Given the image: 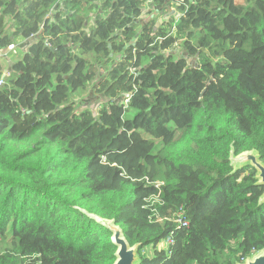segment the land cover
<instances>
[{"label": "trees", "instance_id": "trees-1", "mask_svg": "<svg viewBox=\"0 0 264 264\" xmlns=\"http://www.w3.org/2000/svg\"><path fill=\"white\" fill-rule=\"evenodd\" d=\"M1 60L0 264L264 250V0H0Z\"/></svg>", "mask_w": 264, "mask_h": 264}, {"label": "water", "instance_id": "water-1", "mask_svg": "<svg viewBox=\"0 0 264 264\" xmlns=\"http://www.w3.org/2000/svg\"><path fill=\"white\" fill-rule=\"evenodd\" d=\"M231 164L234 170L251 166L257 171L256 179L260 185L264 186V164L256 151L245 152L236 156L231 153ZM264 204V196L260 200V205ZM99 224L104 226L112 234V244L118 249L115 254L116 261L114 264H140L138 251L139 246L131 247L124 236L122 228L113 220L103 219L94 214H88ZM243 264H264V250L248 258Z\"/></svg>", "mask_w": 264, "mask_h": 264}, {"label": "rangeland", "instance_id": "rangeland-1", "mask_svg": "<svg viewBox=\"0 0 264 264\" xmlns=\"http://www.w3.org/2000/svg\"><path fill=\"white\" fill-rule=\"evenodd\" d=\"M247 0H238V2H246ZM174 14V13H173ZM157 16H155V18H156ZM156 21H157V26L159 27L160 25H161V22H160V18H156ZM173 51H175V53L177 54V55H181L182 54V51H181V47L180 46H175L174 48H173ZM12 53H15L14 55H9V58L11 59V61L10 62H14V61H16V58H21V54H20V52L19 51H16V49L12 52ZM0 64L1 65H3V67H6L7 68V66L5 65V61L4 60H1L0 61ZM92 87V86H91ZM92 89V88H91ZM92 91H94V89H92L91 90V93H92ZM91 96H92V94H91ZM99 101H100V99H99V95H96L94 98H93V100H91V105L92 106H94V107H97L98 106V103H99ZM76 103H77V107H82V104H81V102L79 101V100H76Z\"/></svg>", "mask_w": 264, "mask_h": 264}, {"label": "built area", "instance_id": "built-area-1", "mask_svg": "<svg viewBox=\"0 0 264 264\" xmlns=\"http://www.w3.org/2000/svg\"><path fill=\"white\" fill-rule=\"evenodd\" d=\"M180 1H184V0H180ZM150 7H151V4L149 3V5L146 7V9L144 10V12H143V15L145 14V13H147L148 11H150ZM174 13V12H173ZM152 19H153V17H152ZM155 19V18H154ZM15 49V46H11L10 48H9V50L10 51H13ZM6 76V75H5ZM5 76L0 80V88H1V86L2 85H4V78H5ZM188 224V223H187ZM186 225V224H185ZM172 244V241H169V242H167V244Z\"/></svg>", "mask_w": 264, "mask_h": 264}, {"label": "clouds", "instance_id": "clouds-1", "mask_svg": "<svg viewBox=\"0 0 264 264\" xmlns=\"http://www.w3.org/2000/svg\"><path fill=\"white\" fill-rule=\"evenodd\" d=\"M15 50V49H14Z\"/></svg>", "mask_w": 264, "mask_h": 264}]
</instances>
